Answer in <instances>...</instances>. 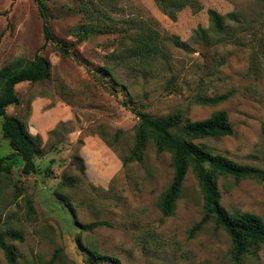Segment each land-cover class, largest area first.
<instances>
[{"label": "rangeland", "instance_id": "obj_1", "mask_svg": "<svg viewBox=\"0 0 264 264\" xmlns=\"http://www.w3.org/2000/svg\"><path fill=\"white\" fill-rule=\"evenodd\" d=\"M41 1L53 37L43 49L36 1L0 0V69L36 53L50 62L49 79L18 84V103L6 109L34 138L33 146L25 144L36 166L25 175L18 160L9 175L0 174V234L14 249L15 264H88V249L121 264H235L230 238L212 220L189 235L203 215L191 168L172 215L164 216L158 201L172 179L170 154L149 142L141 163H123L138 118L122 102L153 116L179 113L184 124L223 110L232 134L194 142L264 170V2L198 0L172 19L155 0ZM210 9L237 18L225 20L220 38L209 30ZM146 26L162 43L150 62L134 52ZM198 27L203 37L195 35ZM58 43L73 44L74 55L63 56ZM225 93L224 101L203 102ZM2 121L0 157L11 152ZM217 186L228 212L264 222V182L219 177ZM95 221L110 226H78ZM0 264H8L1 248ZM242 264H264V244Z\"/></svg>", "mask_w": 264, "mask_h": 264}, {"label": "trees", "instance_id": "obj_2", "mask_svg": "<svg viewBox=\"0 0 264 264\" xmlns=\"http://www.w3.org/2000/svg\"><path fill=\"white\" fill-rule=\"evenodd\" d=\"M39 15L43 22L44 41L40 49L53 41L52 34L46 18L45 6L41 0H35ZM162 11L170 18L175 19L176 14L186 7L195 8L198 0H155ZM264 2V0H260ZM209 30L218 38L222 37L225 20L237 18L234 14L221 15L214 10H208ZM195 35L203 37L205 30L201 27L195 31ZM81 38H79V42ZM134 52L142 62L155 61L161 54V40L159 33L149 26L139 30L134 39ZM58 51L66 57L74 55L73 44L58 43ZM108 74V72H106ZM50 62L43 55L36 53L32 60H18L16 63L4 65L0 69V118L2 137L7 140L11 152L0 157V174L9 175L14 164L21 161V171L25 175L36 172V166L31 152L26 148L25 142L33 146L34 138L29 136L24 126L15 125L13 119L6 113V109L18 103L16 86L21 83H37L49 79ZM230 93L204 100L206 104H216L227 99ZM123 106L133 111L138 118L135 129L134 142L129 153L123 159L124 164L142 162L145 146L151 142L157 153L168 152L171 159L172 179L160 196L158 207L164 216L172 215L176 200L180 196L185 174L189 168L198 182L203 198V215L196 223L189 235L192 236L201 227L212 220L215 227L225 231L232 244L231 256L235 264H242L245 255L257 252L264 244V222L251 213H230L220 203V192L217 186L219 177L232 178L238 181L243 178H253L264 182V170L251 165H241L233 162L220 154L209 152L204 146L198 145L194 140L229 136L233 129L225 111L220 110L211 117L195 122L183 123L179 113L165 116H153L130 107L122 102ZM18 123V122H17ZM264 130V124H263ZM35 148V147H34ZM77 170L83 176L84 165L79 156H75ZM62 185H68L67 181ZM74 215V211L71 210ZM82 231H93L100 227H109L106 221H95L89 224H79ZM10 237L21 240V235L12 232ZM0 248L4 252L8 264H15L16 254L14 249L6 243L0 234ZM86 263L96 264L108 261L110 264H121L117 258L100 254L96 250L86 251Z\"/></svg>", "mask_w": 264, "mask_h": 264}]
</instances>
